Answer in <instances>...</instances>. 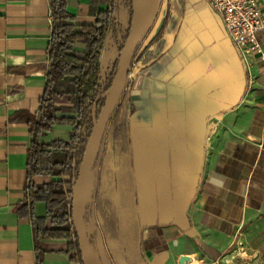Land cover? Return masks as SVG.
Here are the masks:
<instances>
[{"label":"crops","instance_id":"1","mask_svg":"<svg viewBox=\"0 0 264 264\" xmlns=\"http://www.w3.org/2000/svg\"><path fill=\"white\" fill-rule=\"evenodd\" d=\"M93 3L105 7L68 1L75 23L94 22ZM148 3L155 15L138 43L139 72L120 98L126 150L110 139L114 177L107 190L103 169L100 188L118 228L106 231L100 217L92 247L102 264H215L235 254L229 264H264V64L244 61L207 0ZM50 33L48 0H0V264H37L32 218L46 208L30 205L27 188L51 178H28V130ZM72 131L56 125L42 141ZM46 243L55 251L42 264H80L65 242Z\"/></svg>","mask_w":264,"mask_h":264},{"label":"trees","instance_id":"2","mask_svg":"<svg viewBox=\"0 0 264 264\" xmlns=\"http://www.w3.org/2000/svg\"><path fill=\"white\" fill-rule=\"evenodd\" d=\"M68 1L48 0L51 18L48 72L43 95L38 104L37 118L30 123L28 130L30 136L28 178L31 179L33 176L51 178L43 184L30 183L27 188L30 205L44 203L46 208L43 217L33 215L32 218L37 264H42L45 252L55 251L46 243L47 241L65 242L70 260H76L81 264L78 242L72 226L71 201L68 203L67 200L71 199V189L77 177L78 166L93 128L92 109H95L96 120L104 103L103 96L107 93L116 70L115 64L112 71L100 80V53L106 36L121 29L117 21L121 0H102L105 3L103 8L99 7V3H93L91 12L94 15V22L91 24L75 23V16L67 9ZM126 1L129 20L119 52L129 34L133 16L132 2ZM76 44H81L82 48L77 49ZM57 100L66 101L67 105L57 104ZM126 113L125 101L119 100L109 117L93 169L99 163L106 133L112 140L114 148L120 153L125 152ZM56 125L73 127L69 139L44 143L42 137L52 132ZM95 192L96 187L93 185L84 213L88 229L96 228L89 219ZM96 206L106 231L116 230L118 223L110 212L107 199L97 202ZM89 241L92 246L90 234Z\"/></svg>","mask_w":264,"mask_h":264},{"label":"water","instance_id":"3","mask_svg":"<svg viewBox=\"0 0 264 264\" xmlns=\"http://www.w3.org/2000/svg\"><path fill=\"white\" fill-rule=\"evenodd\" d=\"M131 2L133 16L129 34L119 52L115 74L99 115L93 122V128L78 166L77 177L71 189V219L78 242L81 264H102L99 255L93 251L89 241V234L94 227L88 229L84 220L90 179L109 117L122 96L133 53L155 15L154 12L150 13L148 0H131ZM188 261L189 257L181 256L178 263L185 264Z\"/></svg>","mask_w":264,"mask_h":264},{"label":"built area","instance_id":"4","mask_svg":"<svg viewBox=\"0 0 264 264\" xmlns=\"http://www.w3.org/2000/svg\"><path fill=\"white\" fill-rule=\"evenodd\" d=\"M222 20L226 36L237 48L247 64L251 60L264 64V0H207ZM137 48L129 66L124 88L138 74ZM239 248L243 243L236 241ZM238 254L231 255L215 264H229Z\"/></svg>","mask_w":264,"mask_h":264},{"label":"rangeland","instance_id":"5","mask_svg":"<svg viewBox=\"0 0 264 264\" xmlns=\"http://www.w3.org/2000/svg\"><path fill=\"white\" fill-rule=\"evenodd\" d=\"M119 9L121 10V15L122 17L120 18L122 22H124V26L120 29L119 32L114 31L110 32L107 36L106 44L103 47L102 54L100 56V68H101V74L100 77L104 78L106 75H108L112 69L114 68L115 64L117 65V59L119 55V48L121 47L123 43L124 36L126 35V29L128 27L127 25V12H128V7H127V1L126 0H121L119 2ZM117 21L119 22V16L117 14ZM106 95V94H105ZM105 95L103 98L105 99ZM57 104L60 105H67V102L64 100H57ZM102 107H100L101 109ZM95 109H92V120L94 122L95 114H94ZM106 143L104 144L103 142V148H102V153L99 159V163L95 169L92 170V175L90 179V184H89V193L92 190V186L95 185L96 187V192H95V198H93V207H92V213L91 216L89 217L90 223L92 225H96L97 223H100V215L97 212V202L103 201L100 196V188H102V180H103V169L106 170L104 173L105 179V184L107 185V190L112 185V178L114 177L111 173V168L113 166L112 159H109V162L105 161L106 157V150L111 148V142H110V137L107 134V139ZM105 145L107 148H105ZM110 150V149H109ZM107 170H110L109 172ZM110 174V175H109ZM110 192V191H109ZM110 195H112V192H110ZM71 199L68 198L67 202L69 203ZM88 201H89V196H88ZM109 202V200L107 199ZM110 204V202H109ZM111 207V204H110Z\"/></svg>","mask_w":264,"mask_h":264}]
</instances>
